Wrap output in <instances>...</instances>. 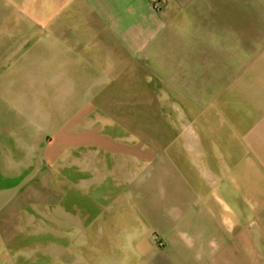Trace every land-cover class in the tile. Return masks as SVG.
<instances>
[{"label":"crops","instance_id":"1","mask_svg":"<svg viewBox=\"0 0 264 264\" xmlns=\"http://www.w3.org/2000/svg\"><path fill=\"white\" fill-rule=\"evenodd\" d=\"M8 3L23 44L0 59L48 72L26 83L56 87L64 123L25 139L28 194L0 189V264L34 225L64 264H264V0Z\"/></svg>","mask_w":264,"mask_h":264},{"label":"rangeland","instance_id":"2","mask_svg":"<svg viewBox=\"0 0 264 264\" xmlns=\"http://www.w3.org/2000/svg\"><path fill=\"white\" fill-rule=\"evenodd\" d=\"M9 7L8 0H0V41L5 35H10L12 44H23L20 41V31L24 29L25 22L23 13L14 11L12 7ZM0 54L7 55L8 52H0ZM13 55L14 59L8 57L0 59V125L2 134H5L1 146L7 147L4 157L0 160V189H4V192L17 191L18 195L24 197L30 189L28 188L25 193H20L27 188L22 178L18 177H23L27 170H19L17 165L19 161L25 158V139L36 144L48 134L50 139L57 142L56 129L62 127L64 116L58 115L61 100L56 95L55 86L46 84L47 92L41 94L39 93L38 84L31 81L26 83V77H31L32 74L41 77L48 72H45L41 67H25L27 60L24 59L25 51L23 49L15 51ZM15 77L18 79H15ZM95 108H99L98 102ZM42 109L49 114L42 115ZM96 117L102 122L106 118V114H97ZM8 127H11L12 131L8 130ZM10 133L11 135L8 138L7 136ZM55 147L58 149L57 143H55ZM41 150L45 154L46 146L35 147L36 153ZM15 177L17 179H13ZM9 181H15V186L9 187L7 185ZM32 220L38 224L40 223V220L35 217H32ZM84 229L78 227V231H81L80 239L85 237ZM31 230V233H25L19 237V239H23L25 235H32V249H17L18 264L24 262L25 255H27V260L24 264L30 263L28 253L31 255V264H64L57 259L58 253L55 249L57 247V228L50 225L47 227L34 225ZM71 230L72 228H65L64 234L68 238L70 235L72 239ZM71 246L72 244L62 248L70 257L73 254ZM18 255L22 258H19ZM82 255L84 254L82 253ZM81 261L82 264H86L83 260ZM93 263L104 264V260H94ZM70 264H72L71 261Z\"/></svg>","mask_w":264,"mask_h":264}]
</instances>
